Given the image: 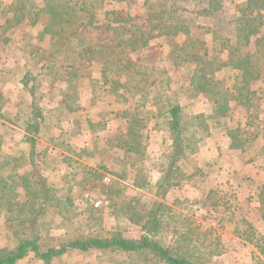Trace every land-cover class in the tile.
<instances>
[{"label":"trees","instance_id":"obj_1","mask_svg":"<svg viewBox=\"0 0 264 264\" xmlns=\"http://www.w3.org/2000/svg\"><path fill=\"white\" fill-rule=\"evenodd\" d=\"M191 1L198 0H144L145 14L141 21L125 8L126 0L1 2L2 76L9 73L4 66L8 61L4 55L9 53L15 36L24 28L41 27L55 46L52 51L37 49L28 57L19 58L26 69L18 80V86L24 91L17 99L14 115L5 112V92H0V224L8 232L12 231L0 248V264H20L29 257L41 264H56L70 253L116 254L130 259L145 257L157 264L210 262L201 256L202 244L196 243L194 232L189 228L185 232L177 231L169 245L155 239L169 209L160 202H155L144 215L130 217L145 232L135 238L118 234L76 235L67 243L53 246L44 241L40 229L42 218L51 211L69 220L75 202L88 205L90 197L85 199L88 196L85 190L90 192L101 187L111 190L103 184L104 175L99 171L113 174L104 164L103 154L108 150L124 152L125 168H133L136 173L148 159L147 142L151 135L157 131L169 134L173 152L165 171L167 177L163 172L156 186L162 190L156 196L164 199L175 186L171 179L174 172L181 171L188 178L213 176V164L217 165L214 160L218 158L210 155L212 142L219 145L220 139L227 138L232 153L236 150L244 153L248 151L246 145L250 139L262 136L264 140V118L257 119L259 114L254 115L258 121L255 128L245 125L253 129L250 132L242 129L241 122H234L233 115L235 108L250 114L256 94L264 100V86L263 91H258V85L264 81V0H244L229 9L227 5L231 0H201L205 7L194 14L210 19L212 43L193 36L196 21L186 15L187 12L192 14L186 8ZM226 15L228 18H224ZM157 40L178 47L170 52L168 59L177 71H185L180 78L186 81L192 99L201 95L208 98L209 116L190 117L177 99L166 96L173 85H179V80L171 78L166 67H157L158 59L153 61L150 56L148 50ZM56 78L72 88L69 94H61L68 114L79 109V96L85 88L80 80H84L88 82L86 93L96 106L109 101L110 97L115 98L113 104L125 126L124 130L114 133L115 129H109L108 123L91 124L87 120V132L107 134L102 139L106 142L90 154L100 157L96 160L97 169L72 156L66 157L61 161L68 163L73 174L65 184L49 183L42 170L43 166H51L56 155L58 160L66 153L77 155L71 139L73 135H81L78 128L66 133L55 123L44 129L48 112L40 105L37 91L45 81L48 85ZM48 79L51 82H47ZM4 84L6 89L8 84ZM256 128L257 135L254 134ZM45 131L51 133L46 144L43 142ZM246 132L255 136L252 138ZM112 133V137H108ZM93 138L99 140L100 136ZM55 140L58 144H53ZM86 154V150L78 153ZM58 160L52 163L59 165ZM126 170L115 176L125 181ZM136 181L135 186L142 188ZM208 193L207 198L220 194L212 187ZM222 199L219 196L218 201ZM261 201L264 204V193ZM90 212L94 213L93 207ZM210 252L213 256L220 255L214 250Z\"/></svg>","mask_w":264,"mask_h":264},{"label":"rangeland","instance_id":"obj_2","mask_svg":"<svg viewBox=\"0 0 264 264\" xmlns=\"http://www.w3.org/2000/svg\"><path fill=\"white\" fill-rule=\"evenodd\" d=\"M2 1L11 2L12 0H0V4ZM243 1L231 0L227 8H233ZM126 2L127 5L124 4L125 8L130 11L134 18L141 21L145 14L143 11L144 0H126ZM204 7L205 4L201 0L191 1L186 8L191 10L192 14L187 12L186 15L196 21L193 25V36L206 38L209 43H212L210 19H206L203 16L198 17V14H194V11L200 12ZM224 18H228V15L224 16ZM0 25L2 24L0 23ZM14 43L9 53L7 52L4 55V58L8 60L4 66L9 73L6 76L0 74V92L2 90L5 92V112L8 115L16 113L17 99L23 96L22 91H24L23 87L18 86V80L26 67L25 63L20 61L19 58L22 56L28 57L29 54L37 49L52 51L55 46V42L51 38L46 37L42 33V28L38 26L24 28L23 32L15 36ZM210 46L212 49H218V47L215 48L213 45ZM173 49H178V47L176 45L171 46L167 41L157 40L153 43L151 50H148L153 61L158 59L157 67H166L167 73L171 78L179 80V85H173L171 92L167 93L166 96L177 99V102L183 105L187 115L190 117L198 114L209 116L211 104L208 98L201 95L192 99V96L188 94L186 81L180 78L185 71L182 69L177 71L173 63L169 61L168 57ZM23 50L26 52L24 55ZM159 54L161 55L158 56ZM95 76L98 77V75ZM5 82L8 84L6 89L4 87ZM47 82H51L50 79ZM53 82L54 84L59 83V78H56L50 84L48 83V85L45 84V81L43 86L39 87L37 91L40 105L48 112V120L44 124V129L55 123L66 133H71L78 128L77 130H80L79 134H81L73 135L71 139L77 155L64 153L65 155L58 160V156L55 154L54 160L61 161L66 157L72 156L73 159L79 160L80 163L97 169L96 160L100 157L91 156L90 154L100 148L102 143L106 142L102 141V139L107 134L105 132H93L94 135L99 134L100 136L99 140L94 139L92 132H87L86 130V128L88 129L87 120L91 124L108 123L109 129H115L114 133L116 130H124L125 126L120 119V113L116 105L113 104L115 98L110 97L109 101L101 102L96 106V104L91 102L90 95L86 93L88 82L80 80L81 85L85 88L83 92L81 91L82 95L79 96V109L77 112L68 114L61 94H69L72 88L65 85L64 81L56 86L52 85ZM182 86L184 90L181 88ZM263 86L264 81L258 85L259 92L263 91L261 89ZM252 102L254 108L250 114L246 115L238 108H235V113L233 114L234 122H241L244 130L247 128L245 127L247 124L252 126L251 128H255L258 123L257 119H260V116L264 118V100L256 94ZM257 114H259V117L256 119L254 115ZM77 121L81 122L80 125L76 124ZM222 123L224 125L225 121H222ZM233 125L235 123H231V126ZM82 129L85 131H82ZM247 129L250 130V128ZM250 132L246 133L253 138L258 131L256 128L255 135ZM112 135L113 133L108 135V137H112ZM16 136L18 135L16 134ZM44 136L43 142L46 144L51 138V133L49 134L45 131ZM224 142V138L219 141L220 159L214 160L217 165L213 164L212 177H202L200 175L195 178H188L181 171L174 172L171 179L175 186L169 190V194L164 199L156 196L157 192L160 193L162 191H159L156 186L164 174L167 177V172L165 171H167L168 159L173 152L172 137L169 134L157 131L151 135L147 142L149 143L148 159L139 166V170L136 173L133 168H125L126 155L124 152L119 150L106 151L103 154L104 164L113 174L104 170L99 171L104 175L103 184L109 186L111 190L103 187L90 192L85 190L86 196L88 195L85 199L90 197V202L88 205L86 202L85 204L83 202L80 203V201L75 202V207L72 209V215H70L69 220L51 211L47 215L48 217L42 218L40 222L44 241L48 245L58 246L69 242L76 235L110 236L111 234H118L126 238L144 235L145 232L142 231L138 224L132 222L130 217L137 216V214L142 216L152 208L155 202H160L169 208L165 212V222L162 225V229L155 238L163 244L169 245L175 235L177 236V231L185 232L189 228L194 232L196 243L202 244L200 246V254L205 260H210L208 264H264V204L261 203V194L264 193V140L262 136H257L253 141L250 139L246 145L248 151L244 153L240 150H236L234 153L226 151ZM53 144L58 143L55 140ZM39 150H42V147ZM83 150L87 151L86 156L78 155ZM58 152L59 154L62 153V151ZM52 162H50L51 166H43L44 176L49 183L65 184L70 175L73 174L72 169L66 162L63 163L61 161L59 165H54ZM123 170L127 172L125 181L115 176L117 174L121 175ZM135 181L142 188L136 187ZM211 187L218 190L220 194L207 198L208 190ZM219 196L223 198L221 201H218ZM91 207H93L94 213L90 212ZM8 233H12V231L8 232L0 224V248L5 245ZM210 250L219 252L220 255L213 256ZM20 264L41 263L35 258L29 257ZM56 264L157 263L149 261L145 257L130 259L116 254L70 253Z\"/></svg>","mask_w":264,"mask_h":264},{"label":"crops","instance_id":"obj_3","mask_svg":"<svg viewBox=\"0 0 264 264\" xmlns=\"http://www.w3.org/2000/svg\"><path fill=\"white\" fill-rule=\"evenodd\" d=\"M226 141H228L229 142V140L227 139V138H225V142H224V145H225V148H226V151L228 150V151H230L229 150V144H230V142L228 143H226ZM226 144H228L227 146H226ZM211 149H212V151H211V157L213 156V157H215V158H219L220 159V149H218V145H215V143L214 142H212L211 143ZM223 149V148H222ZM232 152V151H231ZM227 168V167H226ZM227 169H229V168H227Z\"/></svg>","mask_w":264,"mask_h":264}]
</instances>
